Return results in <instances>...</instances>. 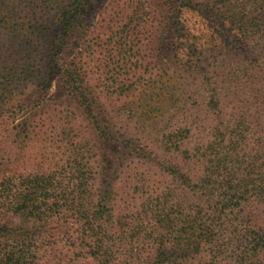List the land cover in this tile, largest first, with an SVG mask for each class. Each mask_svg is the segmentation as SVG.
<instances>
[{
  "label": "rangeland",
  "instance_id": "obj_1",
  "mask_svg": "<svg viewBox=\"0 0 264 264\" xmlns=\"http://www.w3.org/2000/svg\"><path fill=\"white\" fill-rule=\"evenodd\" d=\"M17 1L7 2L0 17V248L18 244L8 236L10 229L16 236L26 232L31 236L26 243L28 255L18 261L19 264H114L113 258L117 259L116 264H145L143 249L157 244L161 235H153L151 230L142 228L135 232L132 240L128 234L122 253L130 256L141 252L137 260H128L126 255L117 257L118 249L112 244L114 255L92 257L88 250L67 241L66 232L73 228L72 225L53 224L49 216L63 212L64 208H58L57 201L69 190L88 193L84 185L95 178L101 191H108L113 186L112 191L119 199L117 218L123 224V230H130L129 209L135 205L131 197H138L136 205L140 206L148 196H133L124 177L117 178L119 173L136 167L131 164L130 150H139L142 154L158 151L159 143L154 141L159 136L163 113L173 118L168 130L180 128L196 132L198 129L200 133L212 134L210 130L215 128V121L209 111L203 107L195 109L196 95H200L198 100L201 98V81L193 72L184 75L178 64L168 65L164 58L161 47L165 38L163 12L176 2L99 0L87 9L80 50L69 51L65 59L71 62L73 57H85L91 48L96 61L94 66L100 75L96 76L98 80L93 85L110 86L116 92L112 96L110 92L106 99L111 98L104 101L113 137L100 149L95 142L98 137L75 114L77 107L65 99L68 90L63 83L61 60L63 18L57 14L63 0H38L33 16L26 15L25 8ZM221 1L194 0V3L209 6L212 14L208 15V20H203L196 12L183 15V29L190 30L197 38L192 41L206 45L204 57L209 61L199 66L204 72H212L216 55L220 59L229 53L223 56L225 61L229 56L238 60L251 59L238 28L217 16L216 9ZM231 1L240 9L243 26L254 32V45L262 53L264 0ZM172 43H175L174 39ZM169 60L174 61L173 55ZM197 66L191 65V69L195 70ZM180 76L184 81H178ZM168 78L173 86L189 91L178 108L172 106L176 103L173 98L170 100L166 88H161ZM262 88L264 81L260 91ZM127 90H132L133 94L128 96ZM221 107V116L232 113L234 108L227 102ZM151 119L156 122L153 126H150ZM244 123L236 118L232 125L235 131L228 136L238 138L236 125L242 133ZM224 145L231 149L229 140L223 144L215 139L216 149L224 148ZM152 180L161 187L158 179ZM23 211L31 214L29 224L21 219L11 220L9 224L4 221V217ZM261 225L264 226V222ZM247 236L245 244L255 249L252 258L230 259L241 247L235 237L233 240L220 239L221 247H213L217 257L201 264H264V237H257L260 233L254 227L247 231ZM135 241L139 246L134 244Z\"/></svg>",
  "mask_w": 264,
  "mask_h": 264
},
{
  "label": "trees",
  "instance_id": "obj_2",
  "mask_svg": "<svg viewBox=\"0 0 264 264\" xmlns=\"http://www.w3.org/2000/svg\"><path fill=\"white\" fill-rule=\"evenodd\" d=\"M9 1L0 0V17L2 7ZM98 1L63 0L57 14L63 18L61 60L63 83L68 90L65 99L77 107L74 108L75 114L98 137V140H94L102 149L113 137L104 101L111 98L106 99L110 92V96L116 92L110 86L93 85L100 75L96 72L98 68L94 66L96 61L91 48H88L89 53L85 57H73L71 62L65 59L69 51L80 50L87 9ZM175 2L166 13L163 12L162 17L165 38L161 47L164 58L168 65L178 64L184 75L191 72L197 75L202 92L200 100V95L194 94L198 102L195 109L206 108L215 121V128L210 130L212 134L209 135L198 132V129L196 132L180 128L168 130L173 118L163 113L159 136L154 141L159 143L158 151L142 154L139 150H130L131 164H136V167L119 173L117 178L124 177L133 196L148 195L140 206L136 205L138 197H131L135 205L129 209L130 230H123V224L117 218L116 204L119 199L118 194L112 191L113 186L108 191H101L95 184V178L84 185L88 193L78 194L72 189L57 201L58 208L64 210L50 215L49 220L53 224L72 225L73 228L66 232L67 241L88 250L92 257L114 255V245L118 249V253H115L117 257L126 255L128 260H137L141 252L129 256L122 251L127 245L124 240L128 234H131L132 240L135 232L141 228L151 230L153 235H161L157 244L155 242L143 249L145 255L142 261L145 264L206 263L217 257L213 247H221L220 239L233 240L235 237L241 247L232 253L230 259L247 260L255 254V249L244 242L248 238L247 231L254 227L260 233L257 237H264V226L261 225L264 222V88L262 91L259 89L264 81V50L262 53L257 51L258 47L253 42L254 32L241 23L240 9L233 5L235 3L222 0L216 14L223 22L238 28L244 47L250 50L251 59L238 60L229 56L225 61L223 56L229 53L220 59L216 55L212 72H204L199 66L209 61L204 57L206 45L192 41H197V38L192 36L190 30L183 29V15L196 12L203 20H208L212 12L207 4L194 3V0ZM17 4L25 8L26 15L33 16L38 0H18ZM172 39L175 40L174 44ZM170 55H173L174 61L169 60ZM196 64L197 69L192 70L191 65ZM169 79L164 80L161 88H166L170 100L173 98L176 103L172 106L178 108L189 91L173 86ZM178 81L184 80L180 76ZM132 94V90L128 91V96ZM224 102L233 104L234 108L232 113L221 116ZM236 118L245 122L242 133L236 125L238 138L228 136L235 131L232 125ZM215 139L223 144L226 139L229 140L231 149L226 145L216 149ZM131 146L134 147L133 144ZM100 166L101 162L98 170ZM153 178L160 181V188ZM14 219L29 224L31 214L23 211L4 217L8 224ZM7 234L18 244L0 248V264H19L18 261L28 255L26 243L31 236L28 232L16 236L10 229ZM134 244L139 246L137 241ZM207 246H211L210 249ZM112 261L116 264L117 259L113 258Z\"/></svg>",
  "mask_w": 264,
  "mask_h": 264
}]
</instances>
